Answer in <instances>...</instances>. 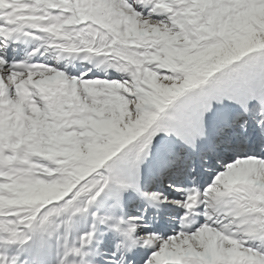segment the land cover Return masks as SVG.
Returning <instances> with one entry per match:
<instances>
[{
	"label": "snow or ice",
	"instance_id": "1",
	"mask_svg": "<svg viewBox=\"0 0 264 264\" xmlns=\"http://www.w3.org/2000/svg\"><path fill=\"white\" fill-rule=\"evenodd\" d=\"M0 264H264V0H0Z\"/></svg>",
	"mask_w": 264,
	"mask_h": 264
},
{
	"label": "rangeland",
	"instance_id": "2",
	"mask_svg": "<svg viewBox=\"0 0 264 264\" xmlns=\"http://www.w3.org/2000/svg\"><path fill=\"white\" fill-rule=\"evenodd\" d=\"M57 60L58 58L55 57V56H45V60ZM60 66L63 67L62 63H60ZM112 75L115 77V78H119L120 74L119 73H112ZM228 103L227 101H224V102H217V101H213L211 102V111L207 112L204 114V117H203V122L205 121H210L211 119V116L210 114L211 113H214V115L216 113H218L219 111H221V109L223 108V105ZM194 111V108H190L189 109V112L190 114ZM208 123V122H207ZM207 123H205L204 125H207ZM160 141H163L167 144H170V145H175V144H178L179 147H183V144H182V141L180 139V137H178L176 135L175 132H160L158 133L154 138H153V141H152V151H151V154L145 159V162L141 165V171L144 169L145 171L148 170V169H152V171L154 172V163L158 162V159H157V144L158 142ZM230 161V160H228ZM232 160L228 163H231ZM219 170H223V169H219ZM143 172V171H142ZM211 182V180H210ZM208 182V183H210ZM207 186V185H206ZM148 188H151L149 191H153L155 189L154 186H149L147 185ZM109 199H105L104 201V206L103 207H107L112 203V202H107ZM103 207H101L99 210H100V214H105L104 210H103ZM94 211L96 209H93ZM111 210V209H110ZM77 221H78V225H79V228L81 231H84V230H87V227H88V224L90 223V220H85L83 217H77L76 218Z\"/></svg>",
	"mask_w": 264,
	"mask_h": 264
},
{
	"label": "bare ground",
	"instance_id": "3",
	"mask_svg": "<svg viewBox=\"0 0 264 264\" xmlns=\"http://www.w3.org/2000/svg\"><path fill=\"white\" fill-rule=\"evenodd\" d=\"M155 173H156V172L154 171L153 174H155ZM99 212H100V210H99Z\"/></svg>",
	"mask_w": 264,
	"mask_h": 264
}]
</instances>
